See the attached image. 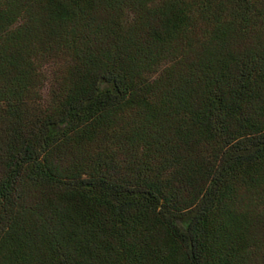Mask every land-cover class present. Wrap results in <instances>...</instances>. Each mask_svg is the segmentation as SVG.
I'll use <instances>...</instances> for the list:
<instances>
[{
  "label": "trees",
  "instance_id": "obj_1",
  "mask_svg": "<svg viewBox=\"0 0 264 264\" xmlns=\"http://www.w3.org/2000/svg\"><path fill=\"white\" fill-rule=\"evenodd\" d=\"M0 264H264V0H0Z\"/></svg>",
  "mask_w": 264,
  "mask_h": 264
}]
</instances>
